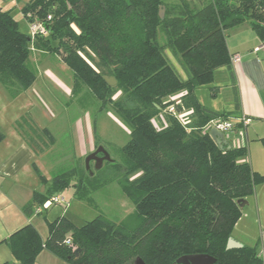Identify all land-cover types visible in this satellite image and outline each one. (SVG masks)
Segmentation results:
<instances>
[{
  "label": "trees",
  "instance_id": "16d2710c",
  "mask_svg": "<svg viewBox=\"0 0 264 264\" xmlns=\"http://www.w3.org/2000/svg\"><path fill=\"white\" fill-rule=\"evenodd\" d=\"M201 3L25 0L21 11L28 22L45 21L48 27L46 36L32 41L9 11L0 9V84L12 97L35 80L29 64L35 45L59 55L69 67L71 93L85 85L98 100V109L111 105L130 135L121 148L122 163L110 160L108 165L115 172L109 180H116L133 211L118 221L97 215L80 226L60 215L46 220L45 239L26 223L0 241L19 264H34L43 249L67 264H132L136 257L145 264H177L185 254L211 255L214 264H264V247L261 252L256 246L226 248L241 216L237 200L253 195L264 176L245 159V146L216 144L207 124L228 119L230 112L206 108L195 95L198 87L213 82L216 69L225 67L238 105L225 34L247 24L264 40V0ZM165 49L177 59L185 78ZM103 76L113 77L115 85ZM170 105L176 114L168 111ZM160 113L157 128L154 118ZM90 169L78 171L73 185L72 169L52 176L50 187L33 192L22 213L32 216L35 206L71 185L76 198L86 199L109 181L95 183L86 173Z\"/></svg>",
  "mask_w": 264,
  "mask_h": 264
},
{
  "label": "rangeland",
  "instance_id": "374dc122",
  "mask_svg": "<svg viewBox=\"0 0 264 264\" xmlns=\"http://www.w3.org/2000/svg\"><path fill=\"white\" fill-rule=\"evenodd\" d=\"M24 1L0 0V9H7L17 20L19 29L26 33L29 32V22L21 11ZM164 1L168 4L178 2V0ZM203 1L188 0L190 4L197 6ZM159 42L161 43V36ZM165 56L182 74L183 70L177 59L168 49H165ZM29 64L35 72V80L28 89L12 97L0 84V130L11 140V132L15 126L23 139L31 143V146L40 153L36 162L41 163L40 170L47 175V178L39 190L43 186L50 187L52 176L70 169L74 170L71 184H75L79 177L78 171L85 168L86 155L97 147L105 149L113 162L122 163L121 148L130 135L129 129L113 107L107 105L105 109L99 110L98 100L83 84H79L71 93L72 71L59 55L33 45ZM213 83L218 85L222 82L216 79ZM201 90L207 93L206 89ZM219 92L220 94L211 99L218 107L220 105L223 107L225 92ZM208 95H212L211 91H208ZM118 97L119 93H116L113 98ZM205 99L207 100V96L202 98L203 101ZM154 124L157 128L161 127V113L154 118ZM42 128H46L47 131L43 132ZM93 143L94 148L83 155L81 148H87ZM80 152L82 156H79ZM110 160H104L98 169L94 167V161H90L91 169L86 173L94 176L95 183L100 184L101 181L109 180L114 176L115 172L108 165ZM10 183L11 181H8L7 185L9 186ZM72 185L59 192L64 200L61 204H53L49 209H43L40 214H33L34 222H40L44 226V229L41 228L42 226L39 227L40 231L45 230L46 220L50 221L60 215L80 226L97 215L118 221L133 211V204L125 197L114 179L91 191L86 199L76 198L73 195ZM10 192L16 195L15 190ZM12 199H14L12 195H6L7 215L16 211ZM24 221L26 220L23 219V223ZM7 231L4 230L0 237H4ZM14 260L7 244L3 243L0 246V264L6 261L12 264Z\"/></svg>",
  "mask_w": 264,
  "mask_h": 264
},
{
  "label": "crops",
  "instance_id": "0c3cea01",
  "mask_svg": "<svg viewBox=\"0 0 264 264\" xmlns=\"http://www.w3.org/2000/svg\"><path fill=\"white\" fill-rule=\"evenodd\" d=\"M225 41L229 53L239 55V60L231 62L230 68L234 76L238 105H235L233 86L229 79V71L225 67L216 69L213 77V82L218 79L222 83L216 85L212 82L207 86L198 87L195 95L206 108L216 112H230L228 120L233 122L235 127L229 132L220 131L225 142L223 147L245 146L247 152L245 159L254 171L264 176V144L261 142L264 138V40H261L254 30L244 24L229 30ZM176 70L178 71L177 68ZM179 74L185 78L184 72L182 74L179 72ZM201 89H206L207 93ZM211 90L214 95H208V91ZM219 91L225 92L223 107L221 105L218 107L211 99L220 94ZM204 96H207V100L203 101ZM242 118H247L248 122L243 124ZM207 128L210 134L211 128H214L211 121L207 124ZM0 132L3 134L0 139V236L3 235L4 230H8L4 237H0V241L26 223L32 224L41 238L45 239L47 236L46 221L45 230L40 231L39 227L43 224L35 223L33 215L26 217L21 211L22 206L30 200L33 192H43L46 188L43 186V189L39 190L42 182L32 166L35 164L45 179L47 178V175L40 170L41 163H37L40 153L31 146V143L23 139L15 126L11 132V140L4 132L1 130ZM93 148L94 143L87 148H81L83 155ZM79 156H82V153ZM8 181H11L9 186ZM10 190H15L16 195ZM9 194L14 197L12 200L15 202L16 211L7 215L5 202L6 195ZM245 200L247 202L241 209V216L234 225L230 237L241 245L256 246L261 252L264 247V181L257 184L253 195ZM23 219L26 220L25 223ZM41 228L44 229V226ZM3 243H0V246ZM6 264L9 262L6 261ZM12 264L19 263L14 260ZM34 264L67 263L43 249L37 255Z\"/></svg>",
  "mask_w": 264,
  "mask_h": 264
},
{
  "label": "water",
  "instance_id": "95a60500",
  "mask_svg": "<svg viewBox=\"0 0 264 264\" xmlns=\"http://www.w3.org/2000/svg\"><path fill=\"white\" fill-rule=\"evenodd\" d=\"M159 16L163 17V7L160 6L159 9ZM103 78L106 80V82L113 86L116 83V80L113 77H106L103 76ZM210 135L216 142V144L220 148H224L223 144L225 143L223 140V134L217 130L216 128H211L210 130ZM98 153H101V156H98ZM104 160H110L109 155L103 149L102 147H97L95 150L92 152L88 153L85 157V168L89 169V163L90 161H94V167L98 169L101 164L103 163ZM43 189V187H42ZM246 200H237V203L239 204V208L242 209L243 206L246 204ZM241 247V244L234 241L231 237L228 238L226 248H239ZM78 249L74 250V253H77ZM216 259L208 254H185L177 258L176 263L177 264H214ZM132 264H145L144 261L140 257H136L133 260Z\"/></svg>",
  "mask_w": 264,
  "mask_h": 264
},
{
  "label": "built area",
  "instance_id": "2783aa9c",
  "mask_svg": "<svg viewBox=\"0 0 264 264\" xmlns=\"http://www.w3.org/2000/svg\"><path fill=\"white\" fill-rule=\"evenodd\" d=\"M49 19H50V16L48 15L46 17V20H49ZM28 26H29L28 34L30 36L31 41L34 40L37 36H46L48 34V27H47L45 21L34 20L32 22H29ZM237 60H239L238 54H232L230 56L231 62H235ZM168 111L172 114H176V109L173 105H170L168 107ZM211 122H212V126L221 132L232 131V130H234V127H235V124L228 119L217 118L215 120H212ZM241 122L243 124H246L248 122V119L242 118ZM63 201H64L63 197L60 196L59 193L53 194L52 196L47 198L42 204H40L38 207H36L34 210V213L40 214L43 209H48L53 204H61ZM64 242L66 244H70L69 239H66Z\"/></svg>",
  "mask_w": 264,
  "mask_h": 264
},
{
  "label": "flooded vegetation",
  "instance_id": "af4514ba",
  "mask_svg": "<svg viewBox=\"0 0 264 264\" xmlns=\"http://www.w3.org/2000/svg\"><path fill=\"white\" fill-rule=\"evenodd\" d=\"M95 149H96V148H95ZM95 149H94V150H95ZM101 155H102L101 153H98V156H101Z\"/></svg>",
  "mask_w": 264,
  "mask_h": 264
}]
</instances>
